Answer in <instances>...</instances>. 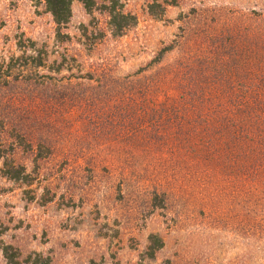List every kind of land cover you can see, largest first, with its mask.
<instances>
[{"label": "rangeland", "instance_id": "1", "mask_svg": "<svg viewBox=\"0 0 264 264\" xmlns=\"http://www.w3.org/2000/svg\"><path fill=\"white\" fill-rule=\"evenodd\" d=\"M121 1L136 19L121 37H111L105 16L87 15L74 1L69 39L60 43L41 4L0 0V69L23 50L44 62L24 69L37 88L32 94L14 98V84L0 81L8 92L2 97L15 99L1 107L15 119L3 131L0 155L30 176L29 185L9 181L0 161V243L16 264L35 254L49 264H264V164L247 171L228 161L219 186L198 183L194 174L180 184L184 173L155 169L143 160L144 149L130 146L129 138L144 135L133 128L141 111L113 104L102 91L89 108L84 98L96 96L95 83L72 79L99 67L120 79L141 70L139 77L147 76L189 60L212 77H228L210 87H264V0H157L156 15L148 11L152 0ZM169 45L175 49L159 68L146 69ZM159 185L165 201L153 199ZM154 235L163 246L150 260L145 251ZM0 264H7L1 253Z\"/></svg>", "mask_w": 264, "mask_h": 264}, {"label": "trees", "instance_id": "2", "mask_svg": "<svg viewBox=\"0 0 264 264\" xmlns=\"http://www.w3.org/2000/svg\"><path fill=\"white\" fill-rule=\"evenodd\" d=\"M29 1L41 4L50 15L55 40L60 43L69 39L64 31L71 20V7L74 1L83 7L87 15L97 12L105 16L108 31L113 38L121 37L126 30L136 24L135 17L124 12L121 0ZM160 8L157 0H152L148 11L150 15H156L155 10L160 11ZM17 47L19 50L24 49L21 43H18ZM34 47L35 44L30 43V48ZM174 49L173 45L162 48L145 68L150 70L159 68L164 56ZM64 62L65 59L58 63L54 73L58 74L63 70ZM28 67L38 70L44 67V62L39 55L33 57L23 50L21 56L12 57L0 69V81L6 86L9 82L14 84V98L19 99L22 92L32 94L33 89L37 90L33 87L34 84L25 80L27 77L24 72ZM193 67L189 60L184 63L176 61L167 67L159 68L153 74L139 77L145 72L141 70L125 79L116 78L107 69L99 67L96 73L79 74L72 79L79 81L80 86L83 83H95L91 90L95 91L96 96L84 98L91 100L86 101L90 103L89 108L95 107L94 102L98 101L97 92L102 91L103 95H109L113 104L123 105L125 109H131L133 112L141 111L142 114L135 116L133 120L135 125L132 122L130 124L144 135L129 138L130 146L144 149L143 160L154 163L155 169L157 166H164L166 169L177 168L179 172L184 173L180 184L188 174L192 177L194 174L198 177V183L219 186L223 184L228 161L242 165L247 171L263 167L264 163L260 156L264 157V87L241 90L230 87L213 88L208 85L210 82L225 83L228 77L223 73L212 77L200 71L197 66ZM246 79V82H254ZM259 79L263 84L264 72L259 74ZM76 83L78 85V82ZM53 85L55 87L62 84ZM7 93L0 91V143L7 123L10 124L9 120L15 119L1 109L6 101L11 103L15 100L9 101L10 97H2ZM13 94L10 93L11 96ZM158 96L161 101L155 106L154 101ZM117 116L114 113L111 118L116 119ZM141 124L143 126H140ZM23 134L27 137L25 132ZM29 141L30 144L34 143L32 139ZM135 156L137 159L140 158V154H133V157ZM0 161L6 168L5 177L9 181L29 185L30 176L23 166L14 164L13 160L2 154ZM104 161L112 166L122 164L121 161L110 162L106 159ZM128 161L131 160L128 158ZM248 177L247 181L251 183L255 181L252 173H249ZM156 187L158 188L153 191L154 201L158 196L165 201L167 192L161 190L163 187L161 185ZM162 246L159 237L150 236L145 251L146 258L153 259ZM0 253L7 264H16L15 255L9 246L0 243ZM25 261V264H49V260H44L39 254L29 256Z\"/></svg>", "mask_w": 264, "mask_h": 264}]
</instances>
